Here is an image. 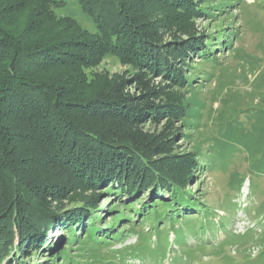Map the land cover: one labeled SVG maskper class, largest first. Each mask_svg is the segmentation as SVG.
Segmentation results:
<instances>
[{
	"label": "trees",
	"instance_id": "trees-1",
	"mask_svg": "<svg viewBox=\"0 0 264 264\" xmlns=\"http://www.w3.org/2000/svg\"><path fill=\"white\" fill-rule=\"evenodd\" d=\"M238 2L0 0V263L119 264L99 251L136 235L129 251L142 262L168 258L169 264H194L200 261L195 249L210 248L220 256L223 247L258 244L255 259L248 254L236 264H264V215L258 233L233 234L227 221L215 223L211 209L188 190L195 173L219 164L211 153L215 137L193 140L204 109L196 99L201 83L194 85V78L200 67L215 70L219 63L211 51L227 47L223 33L199 34L188 21L214 20ZM61 23H68L66 29ZM165 33L171 35L168 45ZM190 54L203 61L198 68L184 66ZM111 58L131 70L139 95L130 94L118 76L106 82L105 92L87 93L82 68ZM256 74L246 109H237V100L234 106L223 100L214 122L226 140L222 145L240 144L248 172L264 176V70ZM155 76L163 85H154ZM239 112L249 121L247 132ZM160 119H179L189 152L174 151L173 135L141 129ZM243 182L232 175L229 186L239 190ZM78 190L96 192L93 201L68 210L50 208ZM101 192L112 196L105 211L109 222L96 214ZM145 223L149 229L143 233ZM52 230L69 236L64 247L49 244ZM187 239L195 245L188 246ZM34 253L43 260L30 263ZM222 260L234 264L232 257Z\"/></svg>",
	"mask_w": 264,
	"mask_h": 264
},
{
	"label": "rangeland",
	"instance_id": "rangeland-1",
	"mask_svg": "<svg viewBox=\"0 0 264 264\" xmlns=\"http://www.w3.org/2000/svg\"><path fill=\"white\" fill-rule=\"evenodd\" d=\"M261 2L262 0H239L238 3L226 9L225 13H219V16L214 20L202 17L198 20L188 21V25L199 34L217 36L223 33L226 36L224 40L227 43L226 49L222 46H218L215 49L209 46L210 49H213L211 56L219 65L213 71L207 66L200 67L203 70H200L194 78V85L201 83V89L196 92V99L199 104L204 106V109L201 110L200 130L193 135V140L195 142L198 140L211 141L215 137V141L210 144L212 145L211 153L217 157L219 164L217 168L212 170L202 169L200 173H195L196 177L190 183L188 190L191 191L194 199L203 200L211 209L215 223H218L219 219L227 221L229 223L228 231L233 234H241L250 229L258 233L257 224L260 221V217L264 215L261 210L262 205H264V176L251 175L248 172V159L240 144L234 143L235 147L231 146L229 142V146L222 145V142L226 140L216 132L220 123L214 121L218 117L223 100H229L228 105L230 106H234L237 100L240 102V107H237V109L240 111L246 109L252 89L251 83L257 76L256 73L264 70V3ZM158 13L164 15L168 11H159ZM62 15L64 14L56 11L55 16L57 19H63L61 18ZM60 26L61 29H66L68 23H61ZM230 35H234L231 41L228 39L231 38ZM163 39L166 43L165 45L171 43V35L169 33L163 34ZM214 41L213 38V43ZM184 61L185 67L191 65V67L196 68L203 62L200 57L194 54L188 55ZM82 69L89 84L86 87L88 94L94 92L98 95L105 92L106 82H111L118 76L126 81L127 91L130 94L139 95V91L133 85L134 80L131 70L119 64L113 58L100 62L94 68ZM185 71L188 74L189 69L186 68ZM207 75H210V78H207L205 82L200 81L201 78L204 79ZM152 82L154 85H163L160 77L155 76L152 78ZM170 93L176 98L179 95V92L175 90ZM237 120L243 122L242 128L244 131L247 132L250 129L246 115L239 112ZM214 123H216V126ZM181 125L179 119H174L173 121L160 119L155 123H146L141 129L144 132L155 135L159 133L167 136L173 135L174 151L176 153L189 152L191 144L185 138V129ZM208 145L209 143L204 144V151L208 149ZM230 151L233 152L229 153ZM232 175H235L237 180L244 179L239 190L236 189V184L233 187L229 186ZM94 193L96 192L78 190L64 197L60 203L52 201L49 206L51 209L68 210L76 205L80 206L84 200L92 202L95 197ZM142 196L146 198L149 195L148 193H143ZM111 199L112 196L110 194L101 192L96 201L99 204V210L96 211L97 216H103V219L107 217L106 221L108 222L110 215H105V211L113 205ZM75 200L80 202L77 204L72 203ZM148 225L145 223L142 226L143 233L149 229ZM118 229L119 227L115 230ZM207 236L210 237L209 235ZM79 237L82 238L83 236L80 235ZM168 238L169 241H172L173 236L169 234ZM69 239L68 235L60 231L55 232V230H52L47 235L49 244L58 243L61 248L65 246ZM137 239L136 235L123 236L120 242L101 249L98 255L107 259V261H111L116 257V261L119 264H154L149 259L142 262L138 256L129 251V248L136 244ZM220 239L218 238V240ZM187 241V245L193 247L196 240L187 239ZM211 243L213 245L218 244L215 241H211ZM259 249L260 246L258 244L248 245L243 248L227 246L222 248L220 256L212 255L214 251L210 248L202 251L203 253L195 249L194 258L200 261L194 264H222V257L224 256L232 257L234 259L233 263L236 264L240 263L243 260L242 258L248 254H250L251 259H255ZM37 254H33L29 260L30 263L34 259L40 262L43 260ZM0 264L8 263L2 261ZM157 264H169V259L166 258Z\"/></svg>",
	"mask_w": 264,
	"mask_h": 264
},
{
	"label": "bare ground",
	"instance_id": "bare-ground-1",
	"mask_svg": "<svg viewBox=\"0 0 264 264\" xmlns=\"http://www.w3.org/2000/svg\"><path fill=\"white\" fill-rule=\"evenodd\" d=\"M245 192V191H244Z\"/></svg>",
	"mask_w": 264,
	"mask_h": 264
}]
</instances>
